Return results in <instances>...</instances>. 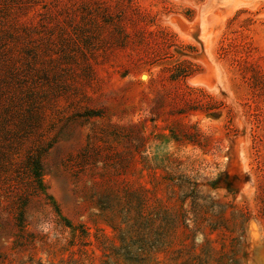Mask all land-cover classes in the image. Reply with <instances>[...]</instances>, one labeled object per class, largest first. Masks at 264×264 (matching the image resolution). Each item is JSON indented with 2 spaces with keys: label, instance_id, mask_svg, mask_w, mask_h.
Wrapping results in <instances>:
<instances>
[{
  "label": "rangeland",
  "instance_id": "1",
  "mask_svg": "<svg viewBox=\"0 0 264 264\" xmlns=\"http://www.w3.org/2000/svg\"><path fill=\"white\" fill-rule=\"evenodd\" d=\"M0 264H264V0H0Z\"/></svg>",
  "mask_w": 264,
  "mask_h": 264
},
{
  "label": "water",
  "instance_id": "2",
  "mask_svg": "<svg viewBox=\"0 0 264 264\" xmlns=\"http://www.w3.org/2000/svg\"><path fill=\"white\" fill-rule=\"evenodd\" d=\"M144 75H142V77H143Z\"/></svg>",
  "mask_w": 264,
  "mask_h": 264
}]
</instances>
